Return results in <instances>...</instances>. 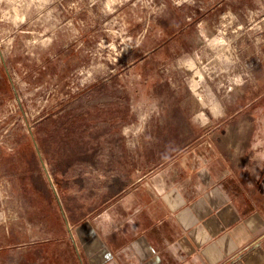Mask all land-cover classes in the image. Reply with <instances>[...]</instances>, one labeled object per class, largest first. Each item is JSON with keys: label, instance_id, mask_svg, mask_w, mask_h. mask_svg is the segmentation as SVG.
<instances>
[{"label": "rangeland", "instance_id": "rangeland-1", "mask_svg": "<svg viewBox=\"0 0 264 264\" xmlns=\"http://www.w3.org/2000/svg\"><path fill=\"white\" fill-rule=\"evenodd\" d=\"M204 144L264 166V0H0V264Z\"/></svg>", "mask_w": 264, "mask_h": 264}, {"label": "crops", "instance_id": "crops-1", "mask_svg": "<svg viewBox=\"0 0 264 264\" xmlns=\"http://www.w3.org/2000/svg\"><path fill=\"white\" fill-rule=\"evenodd\" d=\"M242 156L204 144L115 194L74 226L84 264H264V166Z\"/></svg>", "mask_w": 264, "mask_h": 264}]
</instances>
